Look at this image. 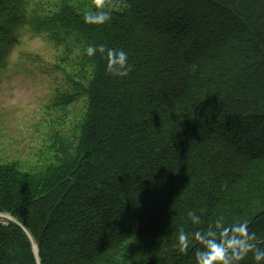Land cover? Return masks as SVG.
Here are the masks:
<instances>
[{
  "label": "trees",
  "instance_id": "trees-1",
  "mask_svg": "<svg viewBox=\"0 0 264 264\" xmlns=\"http://www.w3.org/2000/svg\"><path fill=\"white\" fill-rule=\"evenodd\" d=\"M63 3L56 22L126 51L131 70L86 52L75 151L36 171L0 163V214L14 219L0 220V264H199L208 240L230 264H264V0H112L102 25Z\"/></svg>",
  "mask_w": 264,
  "mask_h": 264
},
{
  "label": "rangeland",
  "instance_id": "rangeland-1",
  "mask_svg": "<svg viewBox=\"0 0 264 264\" xmlns=\"http://www.w3.org/2000/svg\"><path fill=\"white\" fill-rule=\"evenodd\" d=\"M63 2L85 15L96 6V0H11L8 11L0 10L1 41L6 38L0 52V163L16 162L26 171L54 163L62 145L75 151L89 104L85 89L94 67L84 39L54 20Z\"/></svg>",
  "mask_w": 264,
  "mask_h": 264
},
{
  "label": "clouds",
  "instance_id": "clouds-1",
  "mask_svg": "<svg viewBox=\"0 0 264 264\" xmlns=\"http://www.w3.org/2000/svg\"><path fill=\"white\" fill-rule=\"evenodd\" d=\"M110 13L105 10L103 0H96V11L87 13L85 20L89 23L102 25L109 21ZM106 54L107 66L106 70L116 76H127L131 70V65L128 62V54L122 49L105 48L103 44L99 46L89 45L86 49L89 57L93 56L96 52ZM234 231L240 232L242 235L247 234V225L240 224L235 227ZM180 242V248L183 250L187 247V236L181 233L178 237ZM228 246L233 249L246 251L251 247L244 239L233 237L228 241ZM239 255V253H237ZM255 259L260 262H264V251L258 250L255 254ZM199 264H230L228 257V249L223 243H218L215 240L207 241V250L200 253Z\"/></svg>",
  "mask_w": 264,
  "mask_h": 264
},
{
  "label": "water",
  "instance_id": "water-1",
  "mask_svg": "<svg viewBox=\"0 0 264 264\" xmlns=\"http://www.w3.org/2000/svg\"><path fill=\"white\" fill-rule=\"evenodd\" d=\"M7 219L14 221V219L7 217ZM38 252V251H37ZM36 257L38 258V253H35ZM39 259V258H38Z\"/></svg>",
  "mask_w": 264,
  "mask_h": 264
},
{
  "label": "bare ground",
  "instance_id": "bare-ground-1",
  "mask_svg": "<svg viewBox=\"0 0 264 264\" xmlns=\"http://www.w3.org/2000/svg\"><path fill=\"white\" fill-rule=\"evenodd\" d=\"M34 248H35V251L37 252V246H36V244H34Z\"/></svg>",
  "mask_w": 264,
  "mask_h": 264
}]
</instances>
